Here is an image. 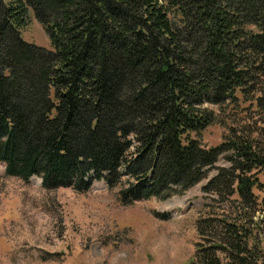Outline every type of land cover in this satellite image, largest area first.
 <instances>
[{"label": "trees", "instance_id": "trees-1", "mask_svg": "<svg viewBox=\"0 0 264 264\" xmlns=\"http://www.w3.org/2000/svg\"><path fill=\"white\" fill-rule=\"evenodd\" d=\"M32 17L50 51L22 39ZM0 162L125 205L207 180L188 264H264V0H0Z\"/></svg>", "mask_w": 264, "mask_h": 264}, {"label": "rangeland", "instance_id": "rangeland-1", "mask_svg": "<svg viewBox=\"0 0 264 264\" xmlns=\"http://www.w3.org/2000/svg\"><path fill=\"white\" fill-rule=\"evenodd\" d=\"M22 39L52 49L34 17ZM226 133L215 125L200 139L206 149L216 148ZM224 165L221 161L219 167ZM259 178L264 184V173ZM207 183L166 201L125 205L120 186L95 182L85 193L50 191L41 178L27 182L8 176L0 162V264H188L200 241L196 222L210 203L203 193ZM257 194L264 248V192Z\"/></svg>", "mask_w": 264, "mask_h": 264}]
</instances>
